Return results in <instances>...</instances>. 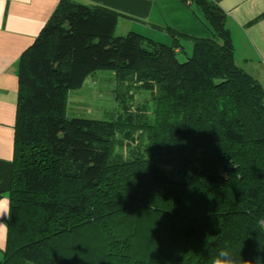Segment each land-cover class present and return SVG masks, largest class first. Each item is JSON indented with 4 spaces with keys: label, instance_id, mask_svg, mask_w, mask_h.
Wrapping results in <instances>:
<instances>
[{
    "label": "trees",
    "instance_id": "trees-1",
    "mask_svg": "<svg viewBox=\"0 0 264 264\" xmlns=\"http://www.w3.org/2000/svg\"><path fill=\"white\" fill-rule=\"evenodd\" d=\"M183 1L207 36L115 35V10L60 0L22 52L0 264H214L222 249L264 264V90L225 12ZM99 70L148 97L124 87V116L68 118L69 91Z\"/></svg>",
    "mask_w": 264,
    "mask_h": 264
},
{
    "label": "crops",
    "instance_id": "crops-1",
    "mask_svg": "<svg viewBox=\"0 0 264 264\" xmlns=\"http://www.w3.org/2000/svg\"><path fill=\"white\" fill-rule=\"evenodd\" d=\"M59 1L0 0V200H8L6 190L13 151L18 61ZM76 1L105 6L118 12L117 35L132 30L153 41L172 44L173 35L169 27L193 36H207L209 33L199 8L183 0ZM212 1L225 12V26L229 31L236 64L255 77L264 90V15H261L264 13V0ZM180 38L184 39L183 51L190 53L191 39ZM179 49L177 51L181 53ZM6 217V213L0 214V263L6 241Z\"/></svg>",
    "mask_w": 264,
    "mask_h": 264
},
{
    "label": "rangeland",
    "instance_id": "rangeland-1",
    "mask_svg": "<svg viewBox=\"0 0 264 264\" xmlns=\"http://www.w3.org/2000/svg\"><path fill=\"white\" fill-rule=\"evenodd\" d=\"M193 6L197 8L195 4H193ZM126 33L127 32L123 34ZM184 59L185 56H180L179 58L181 61ZM124 87H128L129 90L131 88L130 96H132L133 104L143 102L148 97L147 92L135 91L133 89L135 88L134 84H129V86L120 84L112 71H97L93 77H89L84 81L80 88L69 91L66 113L68 118L78 116L101 120H113L118 115L124 116L122 102L117 96L118 93L124 95V93H122L126 91L123 89ZM127 95L129 96L126 92V97Z\"/></svg>",
    "mask_w": 264,
    "mask_h": 264
},
{
    "label": "clouds",
    "instance_id": "clouds-1",
    "mask_svg": "<svg viewBox=\"0 0 264 264\" xmlns=\"http://www.w3.org/2000/svg\"><path fill=\"white\" fill-rule=\"evenodd\" d=\"M7 214V219H11V207L8 200H0V214ZM214 264H240L234 256L227 250L222 249L214 261Z\"/></svg>",
    "mask_w": 264,
    "mask_h": 264
},
{
    "label": "built area",
    "instance_id": "built-area-1",
    "mask_svg": "<svg viewBox=\"0 0 264 264\" xmlns=\"http://www.w3.org/2000/svg\"><path fill=\"white\" fill-rule=\"evenodd\" d=\"M262 225L264 226V220L262 221Z\"/></svg>",
    "mask_w": 264,
    "mask_h": 264
}]
</instances>
